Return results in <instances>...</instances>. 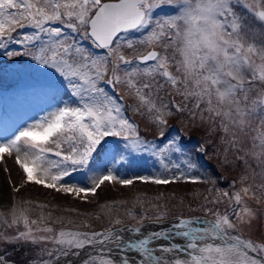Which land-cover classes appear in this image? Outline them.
I'll return each instance as SVG.
<instances>
[{
	"label": "snow or ice",
	"instance_id": "1",
	"mask_svg": "<svg viewBox=\"0 0 264 264\" xmlns=\"http://www.w3.org/2000/svg\"><path fill=\"white\" fill-rule=\"evenodd\" d=\"M25 28L31 31H17ZM83 41L103 54L85 48ZM16 45L23 51L9 50ZM125 49L132 55H125ZM22 55L43 70L26 73L2 66L19 63L13 58ZM5 71L13 77L28 75L32 82L24 95L37 100L31 110L0 121V163L7 172L11 159L22 172L23 184L85 202L106 182L122 187L135 181L157 186L214 184V175H192L201 166L184 147L182 136L166 139L168 118L177 113L210 124L209 135L217 130L230 135L227 143L236 151L243 150L236 147L237 133L255 131L252 147L259 151L251 156L264 178V0H0V74ZM118 86L137 101L132 110L156 125L159 143L140 135L138 125L126 115L129 106ZM161 92H174L180 100L165 101ZM254 121L259 122L255 129ZM197 151L207 155L203 144ZM248 155L237 157L246 167ZM144 157L163 171L121 175V169L127 166L131 171ZM76 172L85 173L83 182L68 179ZM23 184L13 185L12 191L19 193ZM215 191L217 198L205 196L201 205L215 217L211 221L177 217L165 225L167 212L157 211L152 217L126 213L141 224L151 220L156 226L147 231L136 226L78 230L92 227L86 220L73 228L56 229L46 223L34 229L41 222H75L44 213L46 204L35 205L42 210L39 220L30 219L27 207L14 205L11 221L2 213L0 220L8 227L23 224L24 231L10 241L2 234L0 239L44 244L41 251L49 260L41 264H264V240L257 243L241 234L247 229L251 235L259 219L255 210L244 206V196L264 200V184L255 190L246 185L232 193ZM223 198L233 205L230 214L206 207ZM63 211L88 215L74 208ZM0 264L9 261L0 255Z\"/></svg>",
	"mask_w": 264,
	"mask_h": 264
},
{
	"label": "rangeland",
	"instance_id": "2",
	"mask_svg": "<svg viewBox=\"0 0 264 264\" xmlns=\"http://www.w3.org/2000/svg\"><path fill=\"white\" fill-rule=\"evenodd\" d=\"M17 31L30 32L31 29L25 28L18 29ZM13 35H15V33H13ZM82 44L85 48L95 52L96 49H93L91 44H88L87 41H83ZM157 49L158 51H160L159 48ZM9 50L23 51V49H21L19 45L10 46ZM124 51L125 55H132L130 50L125 49ZM96 52H98V54H103V50H96ZM13 61H19V63L9 61L7 63H4L2 66L6 70H10L13 68L24 69L26 70V73H31L32 69L37 67L43 70V66L35 65L34 61H32L26 55L14 57ZM47 71L51 70L49 69ZM0 77H2V81H0V121L5 119H14L16 115L24 109L31 110V108L37 103V100L32 96L24 95V89L32 82L29 76L22 73L19 76L13 77L8 74V71H5L3 74H0ZM10 85H15V87H10ZM118 87L119 95L120 97H122L123 103L129 106L126 115L138 125L140 135L148 140L156 141L159 143L158 129L156 125L149 121L147 115H141L138 112H134L131 106L136 105L137 101L134 97L127 94V89L122 86ZM161 95L164 97L165 101L171 100L173 98H175L177 102H179L180 100V97L176 96L174 92L171 96L166 95L164 92H161ZM189 106L191 107V105ZM258 124V121H254L252 124V128H257ZM210 127V124L202 125L199 120L195 122L191 121L186 113H177L168 118V126L165 128V137L166 139H171L172 137H175L177 135L182 136L184 140V147L189 153L193 155L194 159H198L199 165L201 166L198 170L193 171L192 175L198 176L201 174V172H204L209 176L214 175L217 178L214 184L211 182L199 184L181 182L169 184L167 186H157L151 183H147L150 184L147 185L146 183L135 181L131 186L122 187L120 185L109 184L106 182L101 186L100 189L97 190L96 195H90L87 198L86 202L80 199H76L82 206L79 204H72L73 207L71 206L70 209L74 208L78 210L82 207L84 213L90 212V209H93L94 211L96 210V212L91 213L94 215V218L97 216L99 217L101 211H104V214L107 211L108 214H112H110V216H113L112 218L107 217L109 219L105 221V223H110V225L108 224V226L110 227L114 225V221L116 219H120L125 222V224L133 226L141 224L138 223L136 219H132L131 217L126 215V213L128 212L135 213L137 217L142 214L148 217H152L157 211L167 212L168 215L180 214L184 216H192L191 214L203 213L204 215L201 216L210 220H215V217L211 213L206 214L204 209L201 207V205H205V196H208L209 200H213L218 196V193L215 191V189H222L228 191L229 193H232L241 191L242 188L246 185H251L255 190L257 185L264 184V178L259 175V173L261 172V168L257 167V161L251 156L252 152L259 151L258 148L254 149L252 147V136H255L257 134L255 131H250L249 135H243L239 132L237 133L238 143L236 147L243 150L236 151L229 143H227V141L230 139V135L224 136V133L219 130L209 135L208 130ZM222 136L224 137V142L221 141ZM200 144H203L207 149V155H203L197 151V147ZM246 152L249 154L246 159L248 160L250 167H246L243 160L237 159L238 156H245ZM7 168L9 169V171L6 172L5 164L0 163V191L4 187V183L7 184L8 191L12 190L10 184H12V186L23 184L22 172L17 168V166L11 159L7 160ZM13 170H16V174L18 177L17 181L12 178ZM162 171L163 169H161L153 159L144 157L143 159L137 160L136 165L133 166L131 171H127V166L121 169V175H127L128 177H133L137 174L158 175ZM173 171H175V169H173ZM84 176L85 173L76 172L74 173V177H69L68 179L72 180L73 183H76L77 181L83 182ZM243 176H247V180L242 181L241 178ZM233 181L235 182L234 188L230 186L232 185ZM32 185L34 187H23V190L25 191L23 193H20L22 194V196L27 193L28 196L27 198L25 197V201H33V204L25 205L22 202H19L18 199L16 200L14 198L12 200L9 198L8 201L5 200L6 202H2V200L0 201L3 204H0V213L3 214L4 219H7L9 222L12 219L11 212L13 208L9 206L10 203H14L13 205L17 204L15 206L17 209L21 207H27L29 209L28 214L30 216V219L37 220H39L42 210L39 207L35 206L36 203L46 204L48 205V208L43 209V212H55V217L53 218H56V215L58 213L56 205H59L63 201L68 202L66 197H71L62 195L51 189L39 187L38 185ZM209 189L213 190L211 194H209ZM33 191L36 192L34 193ZM161 194H163L162 197L171 201L170 206L172 207V209L163 207L161 210H158L160 209L159 206L161 205L155 200H148L149 198L156 195L161 196ZM241 195L243 196L242 192ZM105 199H108V201ZM181 201H183V204H181ZM149 202L151 203L149 204ZM105 204H112L113 206L111 207V210L101 207ZM189 205H191V208L189 207ZM93 206L94 208H92ZM244 206L249 207L253 210L257 209L258 211H260V216L262 217V219H264V200L253 198V196L249 194L248 196H244ZM31 207L38 209L36 210L37 212L31 210ZM206 207L212 209L213 211L219 210L221 213L227 212L230 214L232 212L233 205L229 204L227 198H223L222 203H208L206 204ZM78 211L80 212V210ZM86 221L92 227H80L78 230L103 231L108 227L103 223L94 224L93 222H91V220ZM146 221H148V219L144 220L143 222ZM79 222L77 224L75 223V225L73 226H69V224L67 223L53 225L50 222H41L37 225H33L32 227L34 229L43 228L47 223V226H51L56 229L73 228L76 225H79ZM20 231H24L23 224L8 227L7 224H4L2 220H0V234H2L3 237L8 238L9 241ZM255 231L256 230L254 227L251 235H249L247 229H245V231L241 234L245 239H253L257 243L261 242V240H264V233L259 236L255 234ZM37 235H42V233H37ZM44 247H46L44 244L32 245L30 243L25 244L7 242L5 239H0V255L5 256V258L9 261V264H30V262H33V264H41L42 261L49 260V257L43 254L41 251V249ZM48 247H50V245Z\"/></svg>",
	"mask_w": 264,
	"mask_h": 264
},
{
	"label": "trees",
	"instance_id": "3",
	"mask_svg": "<svg viewBox=\"0 0 264 264\" xmlns=\"http://www.w3.org/2000/svg\"><path fill=\"white\" fill-rule=\"evenodd\" d=\"M11 185V184H10ZM35 185V184H34ZM147 185H150V184H147ZM4 187H6V188H4ZM4 187L2 188V190L0 191V201L2 200V202H6V201H8V199L10 198L11 200L14 198V199H18V201L19 202H22V201H25V199L27 198V196H28V194L26 195V194H24L23 196H22V194L21 193H23L25 190H23V187H34L31 183H29V184H23V187H21V193L19 192V193H14L12 190L11 191H8V189H7V184L6 183H4ZM11 187H12V185H11ZM39 187H42V186H39ZM31 192V191H30ZM34 193L36 192V191H33ZM163 196V195H162ZM26 197V198H25ZM159 198V199H158ZM66 199L68 200V202L67 201H63L62 203H60L59 205H56V208L58 209V213H57V217H60V216H63V217H65V218H70V219H72L73 221H75V223L77 224L79 221H85V220H91V222H93L94 224H99V223H103L104 225H107L108 226V224L110 225V223H105V221H107V219H109V218H107V217H110V218H112L113 216H110V214L111 213H109L108 214V212L106 211V213L104 214V211H101V214H99V218L100 219H96V218H94V215L93 214H91V213H93V212H96V210L94 211L93 209L91 210L90 209V212H83V210H82V207L80 208V209H78V210H80V212H82V213H84V214H88V215H76L75 213H73V212H71V211H63V209L64 208H67V207H69L68 209H70V207L72 206L73 207V205L72 204H74V205H77V204H79V205H81L80 203H78V201L76 200V199H74V198H72V197H66ZM6 200V201H5ZM105 200H107L108 201V199H105ZM149 201H152V200H155V201H157L161 206H163V207H168V208H171L172 209V207L170 206L171 205V201L170 200H168V199H166V198H164V197H161L160 195H156V196H154V197H151V198H149L148 199ZM104 202H106V201H104ZM151 202H149V204H150ZM0 204L1 205H3L1 202H0ZM8 204V203H7ZM14 203H10L9 204V206L10 207H12L13 208V205ZM17 205V204H16ZM15 205V206H16ZM82 206V205H81ZM133 206V205H132ZM161 206H159V208L160 209H158V210H161L163 207H161ZM9 207V208H10ZM92 208H94V206L92 207ZM3 209H6V208H3ZM31 210H33V211H35V212H37L36 210H38V209H36V208H34V207H31ZM8 211V210H7ZM255 211L257 212V214H258V216H259V219L257 220V222L255 223V225H254V227H255V234H257V235H262L263 233H264V219H262V217L260 216V211H258L257 209H255ZM91 214V215H90ZM104 214V215H103ZM100 215H102V216H100ZM108 215V216H107ZM112 215V214H111ZM52 216L53 217H55V212H53L52 213ZM123 219V218H122ZM109 221V220H108ZM80 223V222H79ZM73 225H75V224H73ZM73 225H69V226H73ZM114 226H116V225H113V226H111V227H114ZM108 227H110V226H108Z\"/></svg>",
	"mask_w": 264,
	"mask_h": 264
},
{
	"label": "bare ground",
	"instance_id": "4",
	"mask_svg": "<svg viewBox=\"0 0 264 264\" xmlns=\"http://www.w3.org/2000/svg\"><path fill=\"white\" fill-rule=\"evenodd\" d=\"M150 50V49H149ZM157 51H158V49H156ZM95 53L96 54H98V52H96V50H95ZM12 178L15 180V181H17L18 180V177H17V174H16V170H13L12 171ZM12 185V184H11ZM192 216H189V215H185V217H188V218H190V217H195V218H197V217H203V216H201V215H204L203 213H195V214H191ZM200 220L202 221V220H206V219H202V218H200ZM168 223H170V222H167L165 225H167ZM123 224H125V222H123ZM125 225H127V226H129V227H133V225H129V224H125ZM136 227H143L144 229H145V231H147V229H148V227H155L156 225H154L153 223H152V221H150V222H142V224H138V225H135ZM199 226H203L202 224L201 225H199ZM87 249L85 250V253H84V255H86L87 254Z\"/></svg>",
	"mask_w": 264,
	"mask_h": 264
}]
</instances>
